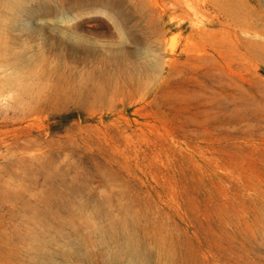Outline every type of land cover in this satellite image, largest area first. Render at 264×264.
Listing matches in <instances>:
<instances>
[{"label":"rangeland","instance_id":"rangeland-1","mask_svg":"<svg viewBox=\"0 0 264 264\" xmlns=\"http://www.w3.org/2000/svg\"><path fill=\"white\" fill-rule=\"evenodd\" d=\"M15 1L0 264H139L121 221L140 264H264V0ZM40 216L67 224L45 245Z\"/></svg>","mask_w":264,"mask_h":264},{"label":"bare ground","instance_id":"bare-ground-1","mask_svg":"<svg viewBox=\"0 0 264 264\" xmlns=\"http://www.w3.org/2000/svg\"><path fill=\"white\" fill-rule=\"evenodd\" d=\"M89 6H91V5H89ZM92 6H93V4H92ZM22 7H23V2L21 0H17V1H15V4L13 5V10L16 13V12L20 11L22 9ZM85 9H87V8H85ZM44 215H46V214H44ZM43 217L42 216L38 217L35 223L30 224L28 226V231H27L28 241H37L38 243L44 244V243H46L45 237L47 236V233L50 232V230L61 233L60 229L62 227H64V225H67L66 222H64L62 219L56 218V220H52L51 218H48L46 216H43ZM75 227H76V225L74 223L73 229H75ZM88 229L89 230L91 229V232L93 233L92 229H95V227L89 226ZM104 232H102V233L105 234ZM112 233H113L114 238L116 239V242L120 243V251L126 255H129V257H131L130 259L133 261V263L138 262L140 264V262H139L140 256L139 255H140L141 249H140V246L138 245V243L134 240V238L132 236L134 233H132V235H130L128 233L127 225L121 221L117 225V228L114 231H112ZM108 239H109V237H108ZM24 240H23V238L21 239L22 242H24ZM81 241L84 242V238H82ZM71 242H72V240H71ZM71 242H69V243H71ZM29 250H32V249H29ZM48 250H49V248H48ZM50 263H52V262H50ZM22 264H24V263H22Z\"/></svg>","mask_w":264,"mask_h":264}]
</instances>
